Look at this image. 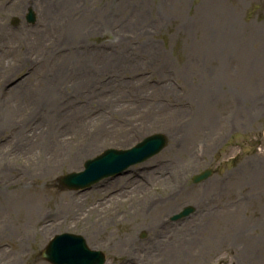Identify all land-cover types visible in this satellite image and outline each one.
Wrapping results in <instances>:
<instances>
[{"label": "rangeland", "instance_id": "obj_1", "mask_svg": "<svg viewBox=\"0 0 264 264\" xmlns=\"http://www.w3.org/2000/svg\"><path fill=\"white\" fill-rule=\"evenodd\" d=\"M22 3L39 21L13 28L12 17L24 22ZM253 25L264 33V0H0V140L11 133L0 143V264H49L40 252L63 231L83 234L107 264H264V77L253 72L256 100L247 108L244 99L241 112L227 89L235 82L242 101V78L264 68V34H251ZM236 37L245 53L229 61L231 78L214 79L212 120L188 81L204 43L217 57L210 66L225 68L224 45L234 54ZM251 44L263 49L255 65ZM31 66L18 95L1 90ZM131 81L156 89L120 84ZM153 133L167 135V146L121 175L126 183L110 178L84 193L59 186L87 159ZM32 138L29 151L19 149ZM90 143L98 147L82 156ZM205 169L210 177L194 184ZM252 172L260 177L249 185ZM187 205L201 212L171 227L169 215Z\"/></svg>", "mask_w": 264, "mask_h": 264}, {"label": "bare ground", "instance_id": "obj_2", "mask_svg": "<svg viewBox=\"0 0 264 264\" xmlns=\"http://www.w3.org/2000/svg\"><path fill=\"white\" fill-rule=\"evenodd\" d=\"M52 10H53V8H52ZM53 12H54V10H53ZM66 12L69 13V11H67V10H66ZM72 12L75 13L74 10ZM54 15H56V11H55ZM111 16L112 15L108 11H105L104 21L105 22H109L111 20ZM54 29H57V27L54 26ZM75 29L76 28H72V26H71L68 30H66L65 35L67 36V33H68V36H69L71 33L75 32ZM63 37L65 38V36H63ZM73 55H74V53H72V56ZM75 55L77 57H79V52L76 53ZM81 57H84V59L86 58L88 60H90L92 58L91 56H88L87 52L86 53L81 52ZM215 57H214V54L212 52L211 43H204L203 49L201 50L202 62L198 63L196 65V67H195V68H197V71H195V73L193 74L194 75V81L193 82H189L188 81V86L190 87V90L192 91V93L193 94L196 93L197 95L201 96L200 99L204 98V100L206 101L205 103L201 104L200 110L206 116L211 118L212 120L214 119V113H213V107L212 106H213V103L215 101L212 98L217 96V94L219 92L218 88H219V84H220L219 80H214V79L215 78H217V79L218 78H226V77H229V76L231 78L232 75H233L232 72H231V69L229 67V64H228V62L226 60L223 62V65L226 64L225 68L221 67L220 65H215L214 66L215 68L210 66V64H215V62H216ZM115 58L118 59L117 57H115ZM204 60L206 61V64H207L206 67H203V61ZM82 62H83L82 60H78V66H80L83 69L84 65L82 64ZM93 62L94 63H100L99 58H97V60H95ZM102 63L105 64L103 61H102ZM62 67H64V62H62L60 64V68H62ZM254 71L255 70L249 71L248 75L246 74L244 76V78H242L241 82L239 83L243 87V91H244V94H245L244 99L246 101L247 108H250L252 106V104L255 103L256 96H257L253 92L254 87H251V84L249 82L250 80H252L254 78L253 77V74H254L253 72ZM257 73H258V75L262 76V74H261V72H259L258 68H257ZM206 76H209V77L210 76H215V77L212 78V79L206 80ZM138 81H140V80H138ZM195 81H197V82H195ZM208 81H215V82H218V83H211L210 84ZM124 83H127L130 86H132L134 88L135 92L141 91L143 88L153 89V90L156 89L155 86H150V87L145 86L142 81L141 82H134V81H131V82H120V84H124ZM229 84L230 83H228L226 81H223V80L221 81V85L223 87H226ZM234 87H235V82L231 83L227 89L231 91V90H233ZM20 89H21V84H18L17 86H14L12 91H14V94L16 93V95H17ZM220 92H223V91H220ZM51 99L52 98H49L48 102ZM237 106L238 107H236V112H241L243 110L242 109V102H241V104H238ZM101 131H103V130H101ZM121 131L125 133V134H122V135H127V132L125 130H121ZM98 132L99 131L97 130L96 133H98ZM32 142H33V138L30 139V141L27 140L26 142H24L22 144H19V149H21L22 151H24V150L29 151L31 149L29 145L32 144ZM97 147H98L97 143L96 144L90 143V146H88L85 150H82V156L84 155V153L86 154L88 152L94 151ZM257 174L258 173L252 172L248 176L245 175V178L247 177V181L250 183L249 185H252L254 183V180L256 181L258 179V177H260ZM122 181H124V179L118 178V180H117L118 183L122 182ZM216 189H218V188H216ZM125 192L126 191L122 192L120 195H115L113 198L117 199L118 196H121ZM113 198L111 200H113ZM135 198L138 199L137 195H135ZM93 206H94V208H97V209L102 208V204H94L93 203ZM219 212L223 213L222 215L220 214L219 216L224 218V212L225 211H215L216 214H219ZM178 246L180 247L181 244H179Z\"/></svg>", "mask_w": 264, "mask_h": 264}, {"label": "water", "instance_id": "obj_3", "mask_svg": "<svg viewBox=\"0 0 264 264\" xmlns=\"http://www.w3.org/2000/svg\"><path fill=\"white\" fill-rule=\"evenodd\" d=\"M158 137H161V135H159ZM186 211V210H185Z\"/></svg>", "mask_w": 264, "mask_h": 264}]
</instances>
